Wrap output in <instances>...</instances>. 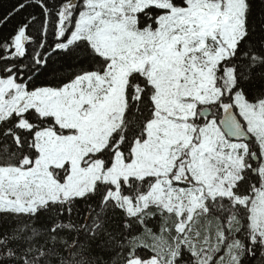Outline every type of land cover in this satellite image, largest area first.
Returning <instances> with one entry per match:
<instances>
[{"label": "snow or ice", "instance_id": "1", "mask_svg": "<svg viewBox=\"0 0 264 264\" xmlns=\"http://www.w3.org/2000/svg\"><path fill=\"white\" fill-rule=\"evenodd\" d=\"M0 264H264V0H0Z\"/></svg>", "mask_w": 264, "mask_h": 264}]
</instances>
